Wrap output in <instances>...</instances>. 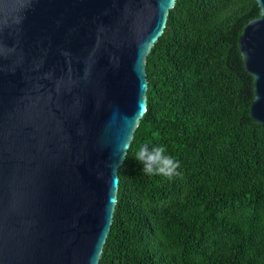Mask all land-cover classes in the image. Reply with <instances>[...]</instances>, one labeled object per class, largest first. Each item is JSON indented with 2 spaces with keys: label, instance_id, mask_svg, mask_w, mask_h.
Returning <instances> with one entry per match:
<instances>
[{
  "label": "water",
  "instance_id": "1",
  "mask_svg": "<svg viewBox=\"0 0 264 264\" xmlns=\"http://www.w3.org/2000/svg\"><path fill=\"white\" fill-rule=\"evenodd\" d=\"M176 0H0V264H98ZM237 46L264 125V0Z\"/></svg>",
  "mask_w": 264,
  "mask_h": 264
},
{
  "label": "trees",
  "instance_id": "2",
  "mask_svg": "<svg viewBox=\"0 0 264 264\" xmlns=\"http://www.w3.org/2000/svg\"><path fill=\"white\" fill-rule=\"evenodd\" d=\"M255 0H176L146 58L147 107L118 169L98 264H264V125L237 40ZM164 145L151 176L133 157Z\"/></svg>",
  "mask_w": 264,
  "mask_h": 264
},
{
  "label": "clouds",
  "instance_id": "3",
  "mask_svg": "<svg viewBox=\"0 0 264 264\" xmlns=\"http://www.w3.org/2000/svg\"><path fill=\"white\" fill-rule=\"evenodd\" d=\"M130 148V140L121 143L119 151L123 154L122 160L128 155ZM133 158L143 165L142 171L151 176L171 177L177 174L176 170L179 168V162L167 154V149L162 144L151 147L148 144L140 145Z\"/></svg>",
  "mask_w": 264,
  "mask_h": 264
}]
</instances>
